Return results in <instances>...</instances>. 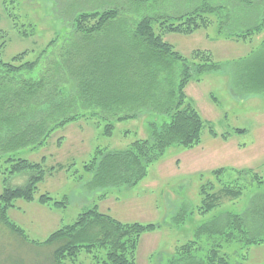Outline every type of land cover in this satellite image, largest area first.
Instances as JSON below:
<instances>
[{
  "label": "rangeland",
  "instance_id": "rangeland-1",
  "mask_svg": "<svg viewBox=\"0 0 264 264\" xmlns=\"http://www.w3.org/2000/svg\"><path fill=\"white\" fill-rule=\"evenodd\" d=\"M70 1L71 5H67L68 0H0L2 60L10 61L25 51L23 61H33L41 56V51L50 52L65 41L64 46L69 48L76 37L69 21L72 12L81 8L83 5L79 3L85 0ZM216 1L233 6L232 29L255 24V17L251 16V21L245 18L256 16L259 11L246 12L235 0ZM196 2L152 1L144 8L125 2L121 17L143 16L148 10L177 16L189 11ZM112 5L96 2L87 7L102 11ZM209 18L210 26L190 35L159 31L157 22L153 23L155 32L185 58L190 60L195 50H204L217 64V69L199 74L193 67L195 73L184 88L185 101L203 120L198 145L188 149L169 146L148 164L146 175L134 185L93 183L94 172L84 171L93 158L98 161L106 152L125 150L136 140L151 142L152 124L159 126L167 119L143 110L130 119L114 121L108 135L106 121L85 117L55 129L44 143L0 154V193L4 186L22 187L31 174L27 171L10 175L7 172L10 163L6 161L10 156L14 160L22 158L40 163L43 168V179L36 184L34 199L30 202L17 199L6 211L8 221L28 241L39 244L25 245V257H30L29 250H25L30 248L34 254L41 252L39 261L48 264V249L54 245L42 242L59 227L74 222L78 214L96 206L98 212L121 223L154 226L140 235L134 252L135 264H167L170 259H176L178 264H193L179 250L188 241L196 242L197 250L191 256L202 264L208 263L205 256L214 245H220L216 263L264 264V241L258 244L246 240H264V219L253 214L264 205V93L249 88L244 77L247 62L264 50V26L243 41L235 35L227 36V29L219 30L216 14ZM51 41L55 45L48 46ZM209 127L216 136L209 134ZM236 129L242 131L235 132ZM219 168L225 171L215 178L211 173ZM224 184L241 188L240 196H221L213 209L203 212L201 187L218 194ZM43 194L52 201L38 203V197ZM53 201L64 202V206L54 208ZM227 213L242 218L243 231L231 230L224 235V229L221 235L196 234L201 225L215 220L224 226ZM0 230L3 242L11 237L2 225ZM80 253L76 264H93L83 251ZM38 258L35 257V262ZM9 261L13 263L10 257Z\"/></svg>",
  "mask_w": 264,
  "mask_h": 264
},
{
  "label": "trees",
  "instance_id": "trees-1",
  "mask_svg": "<svg viewBox=\"0 0 264 264\" xmlns=\"http://www.w3.org/2000/svg\"><path fill=\"white\" fill-rule=\"evenodd\" d=\"M152 1L162 3L164 0L82 1L79 4L83 6L76 12L72 10L69 21L73 26L72 34L76 35L71 46H64L65 41L57 47L51 41L48 46L55 47L50 52L41 51V56L33 61H23L25 51L10 61H3L0 48V154L44 143L55 129L85 117L106 121L107 135L114 121L130 119L143 110L167 117L159 126L152 124L151 142L133 141L127 149L106 152L98 161L93 158L84 166V171L94 172L93 183L119 186L136 184L146 175L148 164L169 146L188 149L201 142L203 120L185 101L184 88L195 73L193 67L199 74L217 69V64L204 50H195L190 60L185 58L155 32L153 23L157 22L159 31L190 35L210 26L209 15L214 13L219 19V30L227 29V36L235 35L245 41L264 26V0H235L246 12L259 11L256 16L245 18L251 21V16L255 17L254 25L246 23L236 29H232L233 6L216 0H197L193 8L177 16L148 10L143 16L121 17L122 3L144 8ZM96 2L113 5L102 11L87 7ZM71 4L68 0L67 5ZM245 71L248 87L264 93V50L247 62ZM208 130L211 136L217 135L211 127ZM6 161L10 163L7 170L10 175L27 171L31 174L22 187L4 186L0 193V225L12 234L5 242L0 238V264H11L9 257L12 264L14 260L15 264H43L38 258L41 252L34 254L27 248L30 257H25V245L39 244L28 241L6 216L13 201L34 199L36 184L43 179V168L40 163L33 164L22 158L14 160L10 156ZM224 171L219 168L211 174L216 178ZM221 188L217 194L201 187L203 212L213 209L221 196L235 198L242 191L231 184ZM37 201L46 204L52 199L43 194ZM52 206L61 208L64 202L53 201ZM253 214L264 219V205ZM242 227V218L229 213L224 226L215 220L201 225L196 234L221 235L225 229L223 234L227 235L231 230L243 231ZM153 229L152 224L121 223L98 212L94 206L78 214L74 222L53 231L42 243L54 245L48 249V264H76L82 251L93 264H135L134 252L140 235ZM246 240L258 244L264 241L262 238ZM219 248L220 245H214L205 261L226 264L215 262ZM179 250L188 255L193 264H202L191 256L197 250L195 241H188ZM175 262L179 263L170 259L167 264Z\"/></svg>",
  "mask_w": 264,
  "mask_h": 264
}]
</instances>
